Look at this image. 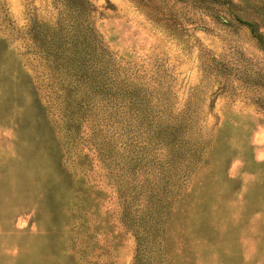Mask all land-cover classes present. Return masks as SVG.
<instances>
[{"label": "rangeland", "instance_id": "374dc122", "mask_svg": "<svg viewBox=\"0 0 264 264\" xmlns=\"http://www.w3.org/2000/svg\"><path fill=\"white\" fill-rule=\"evenodd\" d=\"M90 1L108 63L50 74L60 6L0 0V264H264V0Z\"/></svg>", "mask_w": 264, "mask_h": 264}, {"label": "trees", "instance_id": "16d2710c", "mask_svg": "<svg viewBox=\"0 0 264 264\" xmlns=\"http://www.w3.org/2000/svg\"><path fill=\"white\" fill-rule=\"evenodd\" d=\"M53 1L55 5L60 6L55 24L32 19L26 31L33 45V52L49 73L52 74V69L63 66H95L96 60L99 65L107 64L109 58L105 53L106 48L99 40L100 36L91 19L96 9L94 4L90 0ZM85 56L89 57L88 61L83 60ZM164 131L167 148L165 172L171 173L170 170H175V166L180 165L176 156L180 145L176 147L173 141L172 122H169ZM181 159L183 160V157ZM182 165L184 167L183 162Z\"/></svg>", "mask_w": 264, "mask_h": 264}]
</instances>
